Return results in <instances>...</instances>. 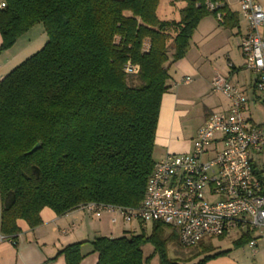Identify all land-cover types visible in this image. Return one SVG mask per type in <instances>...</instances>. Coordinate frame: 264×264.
<instances>
[{"label":"trees","instance_id":"1","mask_svg":"<svg viewBox=\"0 0 264 264\" xmlns=\"http://www.w3.org/2000/svg\"><path fill=\"white\" fill-rule=\"evenodd\" d=\"M184 1L176 20H161L160 0H0V53L37 24L47 37L0 80V235L16 245L18 221L34 229L44 209L62 216L90 202L135 207L143 200L170 67L212 15ZM226 12L231 28L235 17ZM127 64L134 74L125 73ZM138 223L139 235L90 242L96 264H148L146 244L160 264H207L221 255L169 259L174 230ZM250 241L247 234L235 245ZM83 244L55 258L80 264Z\"/></svg>","mask_w":264,"mask_h":264},{"label":"built area","instance_id":"2","mask_svg":"<svg viewBox=\"0 0 264 264\" xmlns=\"http://www.w3.org/2000/svg\"><path fill=\"white\" fill-rule=\"evenodd\" d=\"M193 1L224 26L228 0ZM235 1L247 20L239 51L244 69L253 75L252 97L216 75L210 89L227 100V110L205 121L192 138L189 152L167 153L155 162L137 206L90 202L77 210L92 216L108 214L112 224L162 223L172 228L187 248L197 246L204 237L264 228V169L257 173L254 163L255 154L264 151V122L256 124L250 111L252 105L264 115V40L260 34L264 12L255 0ZM124 71L134 74L135 68L127 64ZM190 82V77L182 80L184 85ZM6 241L15 245L0 235V243ZM249 245L255 246V241Z\"/></svg>","mask_w":264,"mask_h":264},{"label":"crops","instance_id":"3","mask_svg":"<svg viewBox=\"0 0 264 264\" xmlns=\"http://www.w3.org/2000/svg\"><path fill=\"white\" fill-rule=\"evenodd\" d=\"M174 2L175 0H160L157 15L160 9L171 8ZM255 2L262 7L264 12V0H255ZM228 10L230 15L235 17L230 22L233 27L218 28L207 16L200 21L190 41L194 43L196 32L203 25L206 32H212L215 37L214 41L223 43L227 48L225 62L220 64V62L216 63V61L212 62L207 59L210 53L202 48H199V56H192L190 47L184 58L170 67V87L162 98L156 130L154 151H159V157L155 161L167 153L189 152L192 138L205 121L211 115L227 110L228 102L225 98L209 93L211 81L216 75L227 78L232 84L241 88L249 98L253 95V75L244 69L239 51L240 40L247 31V20L239 12L235 0H228ZM36 28H31L27 33ZM27 33L19 38L10 49L0 53V80L17 64H20L21 55L30 45L24 42ZM42 33L40 35H43ZM260 34L264 40V25L260 28ZM23 44L25 45L19 46ZM232 44L235 45L234 52L229 48ZM221 46L223 48V45ZM185 77L191 78L190 84L182 83ZM206 92L209 95L204 96ZM198 98L202 108L197 116L195 134L185 139L182 135L183 129L191 122L189 119L191 110ZM104 219L112 224L108 214L92 216L76 209L62 216H56L49 209H44L41 212L42 223L34 229L28 228L25 222L18 221L20 233L17 235L16 245H11L7 241L0 243V264H66L63 256L57 258L55 256L65 247L76 243H84L81 247L84 257L80 264H96L98 255L92 252L90 242L95 238L104 237L102 230H107L104 229L106 226Z\"/></svg>","mask_w":264,"mask_h":264},{"label":"rangeland","instance_id":"4","mask_svg":"<svg viewBox=\"0 0 264 264\" xmlns=\"http://www.w3.org/2000/svg\"><path fill=\"white\" fill-rule=\"evenodd\" d=\"M184 6V0H175L174 5L170 6L171 8L167 7L164 8V10L160 9V11L158 12V17L162 20H176L179 16V11ZM209 18L213 20L212 22H214L213 24H215V26H217L218 28L221 27V25L216 23L212 15H209ZM34 27L37 28L32 29V31H30V33H27L28 35L24 37V42L29 43L30 45L27 49L24 50L20 58L22 60H20L19 63L23 62L25 59L38 52L47 42V37L45 35L43 26L41 24H37ZM203 29V25H201V28H198L196 32V37L193 40L194 43L190 42V54L192 56H199V48L206 49V52L210 53V56L207 57V59L211 60L212 62L216 61V63L220 62V64H222V62H225L227 48L223 43L214 41L215 37L213 36L211 31L206 32V30ZM41 33L43 35H40ZM220 44L223 45V48ZM24 45L25 44L19 46ZM171 46L172 45L170 42V48ZM234 46L235 45L233 44L229 46V48H231L233 52L236 50ZM169 53H172V48L169 50ZM5 57L8 58L7 55H5ZM18 65L19 64H17V66ZM190 88H192V86ZM209 93L214 94L211 92V89ZM209 93L206 92L204 96L209 95ZM195 101L196 105L192 108L189 117L191 122L188 125H185L183 129L182 135L185 137V139H188L195 134L194 129L197 125V116L199 115V112L202 108L200 99L198 98ZM250 111L251 115L253 116V121L256 124H261L264 122V115L261 109H259L258 107L255 108L251 105ZM158 157L159 151L155 150L153 152V159L156 160L158 159ZM254 163L256 172L260 173L261 170L264 169V151L261 155L255 154ZM103 221L106 225L104 229L107 230H102V236L109 239H115L130 235H139L141 233V228L138 222H131L126 224L119 221L117 224H110L106 219H104ZM145 232L146 234H149L150 224H147ZM169 233L170 231H167V234ZM247 234L249 235V238L251 240L255 241V246L252 247L249 245V243H244L238 246L235 245V241L241 239ZM202 247L206 249L203 250ZM153 250L154 249L150 244L144 245L142 247L143 258L144 260L146 258H149L148 264H160L158 257L153 254ZM195 254H197V256L193 258V255ZM218 254L221 255L214 259H211L207 264H264V228L256 229L249 233L230 231L222 237H204L197 246L189 248L183 247L180 244L179 237L175 232L174 239H172V241L167 245L168 258L174 259L178 262H186L192 259V263H195L206 256H214Z\"/></svg>","mask_w":264,"mask_h":264},{"label":"water","instance_id":"5","mask_svg":"<svg viewBox=\"0 0 264 264\" xmlns=\"http://www.w3.org/2000/svg\"><path fill=\"white\" fill-rule=\"evenodd\" d=\"M38 148H39V145H36V146L31 150L30 153H33V152L36 151Z\"/></svg>","mask_w":264,"mask_h":264}]
</instances>
